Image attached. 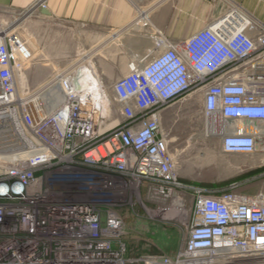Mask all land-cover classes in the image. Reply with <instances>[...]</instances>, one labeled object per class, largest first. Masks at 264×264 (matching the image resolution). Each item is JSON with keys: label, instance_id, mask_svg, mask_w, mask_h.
<instances>
[{"label": "built area", "instance_id": "2783aa9c", "mask_svg": "<svg viewBox=\"0 0 264 264\" xmlns=\"http://www.w3.org/2000/svg\"><path fill=\"white\" fill-rule=\"evenodd\" d=\"M221 1L224 13L183 41L155 40L110 96L75 87L83 66L56 73L44 84L61 95L50 111L27 87L31 52L0 37V264H264V23ZM166 113L226 154L253 156L262 189L183 185ZM128 210L174 218L175 256L128 259Z\"/></svg>", "mask_w": 264, "mask_h": 264}, {"label": "crops", "instance_id": "0c3cea01", "mask_svg": "<svg viewBox=\"0 0 264 264\" xmlns=\"http://www.w3.org/2000/svg\"><path fill=\"white\" fill-rule=\"evenodd\" d=\"M231 2L255 20L264 23V0H231ZM48 3L49 0H0V37L13 34L12 11L35 15V13L39 14V11L41 13L40 6L43 4L45 10L49 12V16L43 14L39 16L50 17L51 11ZM67 5L73 7L70 8L68 15L70 23L75 25L78 21H85L88 23L93 37H103V40L94 44L95 51L99 50V47H103V52H105L107 58L125 56L123 58L128 62L127 70L129 65L136 61L137 55L147 52L146 49L151 46L153 40H157V36L165 37L169 42L183 41L190 34L205 27L209 21L220 17L225 11V5L221 0H68ZM174 16L178 17L173 18ZM173 20L179 23L174 26L168 23ZM140 23H143V26L148 29L159 26L162 31L156 30L154 34L141 31ZM70 67L50 73L48 79L56 73L69 70L74 66ZM96 75L99 80L103 81L97 72ZM162 124L165 125V128H163L165 131H170L172 136L174 133L176 137L181 139L173 154L180 182L187 187L208 192L203 188L192 187L183 182L188 179V176H192L191 174H196L198 177H196V180L200 178L208 179L215 175L220 176L226 168L224 161L236 154L222 152L220 140L217 139L218 149L213 150L211 153H205L204 151L201 154L199 153L203 166L194 167L192 171L186 170L184 168L185 162L181 159L184 160L188 157V155H184L185 148H189L192 139V136H186V134H189L185 129L187 126L186 120L178 119L177 116L166 113L162 117ZM211 132L213 133V131ZM248 157H250V160H244L241 164L233 167L236 172L241 174L251 171L246 179L237 182L242 184H239L236 191L243 195H253L263 187V179L259 177L261 171L257 170L254 164L255 158L253 156ZM223 190L227 189L212 191L220 192ZM179 246L176 245L168 252L156 254V256L174 257Z\"/></svg>", "mask_w": 264, "mask_h": 264}, {"label": "rangeland", "instance_id": "374dc122", "mask_svg": "<svg viewBox=\"0 0 264 264\" xmlns=\"http://www.w3.org/2000/svg\"><path fill=\"white\" fill-rule=\"evenodd\" d=\"M67 3L68 0H49L50 17L39 16L42 15L40 11L39 14L35 13V15L11 12L13 34L18 36L17 39L20 38L19 40L24 42L23 44L26 45L32 54L25 75L27 87L29 90L38 88L43 90L46 88L43 86L48 81L50 73L61 71L70 66H74V68L87 66L88 64L84 62L78 64L85 55L89 57V61L95 66L97 74L102 77L103 85L110 96L112 82L127 73L128 62L123 58L125 56H121L122 58H107L105 52H103V47H99V50L95 51L93 48L94 44L103 40V37H93L92 31L85 21H78L75 25L70 23L68 15L70 8L73 7L68 6ZM176 17L174 16L173 18ZM168 23L174 26L179 22L173 20ZM143 25V23L139 24L141 31L153 34L156 30L162 31L159 26L148 29ZM164 39L168 40L165 37L157 36V40ZM154 43L155 41L153 40L151 46L146 49L147 52L137 55L136 61L144 58L151 51ZM115 72L117 74H114ZM25 80L20 77V89L26 87ZM188 119L185 120L187 121ZM202 125L203 123L198 121L197 126L199 129ZM164 126L162 124V128H165ZM173 136L176 137L174 133ZM186 136L194 137L190 140L188 149L184 146L186 149L184 155H188V157L184 158V160L181 159V161L185 162L184 168L186 170L192 171L194 167L203 166L202 158L200 157L202 151L211 153L213 150L218 149V140L206 138L205 133L200 132V130L197 132L190 131ZM244 160H250V157L232 155L224 161L226 168L220 176L215 175L208 179L200 178L196 180V174H191V172L192 176H188V179L183 183L192 187L203 188L205 191L228 190L232 185L238 184L237 186H239L242 183L237 182L246 179L251 171L241 174L236 172L233 167L241 164ZM39 190L40 186L35 189L37 192ZM28 192L32 194L34 191L29 190ZM123 214L125 219L124 240L127 244V257L129 259H137L143 255L166 253L175 248L176 245H180L182 230L175 220H172L174 218L170 216L166 218L139 217V215H134L130 210L125 211Z\"/></svg>", "mask_w": 264, "mask_h": 264}, {"label": "bare ground", "instance_id": "6f19581e", "mask_svg": "<svg viewBox=\"0 0 264 264\" xmlns=\"http://www.w3.org/2000/svg\"><path fill=\"white\" fill-rule=\"evenodd\" d=\"M82 62L87 63V66H83L82 69L77 70L76 73H80L81 77L80 81H77L74 85L78 89L81 90H88V89H99L100 86L103 87V81L99 80L96 75V71L94 68V65L89 61V58L84 56L81 61H79L78 64H81ZM90 82V83H89ZM46 87L45 89H41L42 96L45 100V110L50 111L52 108H54L60 101H61V95L55 87L50 86H43ZM223 123V122H221ZM227 124V123H223ZM0 149H2L0 147Z\"/></svg>", "mask_w": 264, "mask_h": 264}, {"label": "water", "instance_id": "95a60500", "mask_svg": "<svg viewBox=\"0 0 264 264\" xmlns=\"http://www.w3.org/2000/svg\"><path fill=\"white\" fill-rule=\"evenodd\" d=\"M41 14L49 16V12L45 9H41Z\"/></svg>", "mask_w": 264, "mask_h": 264}]
</instances>
